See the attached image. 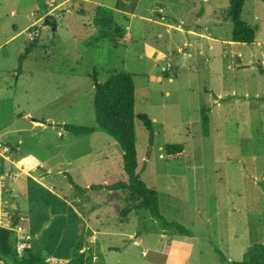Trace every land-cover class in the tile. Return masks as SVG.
<instances>
[{"label": "rangeland", "instance_id": "rangeland-1", "mask_svg": "<svg viewBox=\"0 0 264 264\" xmlns=\"http://www.w3.org/2000/svg\"><path fill=\"white\" fill-rule=\"evenodd\" d=\"M63 1L0 0V137L36 153L44 163L35 173L50 185L22 175L20 212L10 200L29 252L49 264L82 257L67 200L78 197L67 198L74 186L64 170L102 219L82 264H225L216 248L241 260L264 242V0L244 2L253 43L233 41L230 0ZM115 71L134 79L138 172L158 191L162 214L192 235L162 231L123 191L91 188L126 180L121 149L100 129L77 136L63 125L97 127L95 85ZM14 110L23 116L10 123ZM142 114L152 120V145ZM33 119L47 124L29 130ZM166 144L184 152L168 156ZM128 233L141 237L129 242Z\"/></svg>", "mask_w": 264, "mask_h": 264}, {"label": "trees", "instance_id": "trees-1", "mask_svg": "<svg viewBox=\"0 0 264 264\" xmlns=\"http://www.w3.org/2000/svg\"><path fill=\"white\" fill-rule=\"evenodd\" d=\"M245 0H230L229 16L233 23V41L241 43H253L256 37L255 30L241 17ZM105 11L99 8L97 17ZM200 15V14H199ZM112 13H110V17ZM35 43V40L33 41ZM29 47L26 49L28 51ZM26 54V53H24ZM24 54L21 56L23 59ZM135 84L132 75L126 71L113 72L105 82L96 83L94 96V112L97 127L77 126L64 124V128L73 135H90L97 129L109 134L119 145L122 152L123 171L126 180H119L112 184L94 185L92 189L107 188L108 190H120L128 194L132 209H146L151 217L157 221L160 229L164 231L174 230L184 235H192V231L180 222L167 219L161 212L158 191L146 184L138 172L136 130H135ZM139 118L143 121L148 133L149 143L152 145L154 129L152 120L147 114ZM202 124L205 134L208 133V118L202 114ZM165 152L168 156H175L184 152L183 144H166ZM69 182L76 191L85 192L76 184L70 174H66ZM129 213L127 208L121 211L122 217ZM219 259L225 264H264V242L256 243L247 248L239 261H230L220 248H216ZM0 257L11 264H49L43 257L30 253L27 247L22 255L17 253L14 246V233L0 230ZM84 257L71 259L67 263H84Z\"/></svg>", "mask_w": 264, "mask_h": 264}, {"label": "crops", "instance_id": "crops-1", "mask_svg": "<svg viewBox=\"0 0 264 264\" xmlns=\"http://www.w3.org/2000/svg\"><path fill=\"white\" fill-rule=\"evenodd\" d=\"M66 1H68V0H64L63 3ZM205 1H207V0H205ZM139 3L140 2L138 0V4H137L138 7H139ZM47 14H48V12L44 13L43 15L46 16ZM38 20H39V18L37 17L35 20H33L31 22V25L36 23ZM171 27H172V25H171ZM18 113L19 112L16 110H14L12 112V114L10 116L11 117L10 123L13 122L15 119H17L18 117L23 116V114H21V113L18 114ZM25 116H28V114L26 113ZM31 123H32L31 126L28 128L29 130L37 129L39 127L38 125H43L42 127H45V125L47 124V123L41 124V123H38L34 120H31ZM6 134L7 133L5 130L4 136H6ZM0 139H2V138L0 137ZM20 144H21V140H18V142L16 143V147H13L11 145L12 149H11L10 156H11L12 160L7 161V160H5V158H2V156L0 155V166H2V168H0V174L4 177L5 181L8 180V182H6V183H7L8 187L11 188V193H10L11 195L9 194V196H11L15 202H18L19 212L22 209V205H21V201H20V197L22 196V194H21L20 190H18L17 180L22 175L29 176L33 181L39 183L43 187H49L50 186L47 182L44 181L45 180L43 177L44 172H43V174H40V175L35 173L39 168H41L43 166L44 161L36 153H34L31 150H22L19 146ZM85 157H86V155L80 154L77 157V160H81L82 158H85ZM46 172L52 173V168H48ZM61 173L63 174L64 177L66 176L64 174H67V172L64 170H62ZM16 175H19V176L14 178ZM71 194H75L76 197H78V199L68 198V196H70ZM67 198H68L67 200L69 201V205H71V207H73V213H74L73 217H75V218L77 217L78 237L84 240V246L80 250V252L83 256V253H85L90 248V245H92V247H94V245H96V243H97L96 241L98 240V237H97L96 233L100 232L99 231V225H102L101 214L99 213V211L98 212L95 211L94 215H92L91 214L92 209H90V210L87 209V206H89V204L84 205L83 201H82L83 204L81 203L82 199H81V197H79L76 194L75 189L73 191L70 190L68 192ZM77 201H79L80 204H74ZM128 215H129V213H128ZM29 232L31 234V231H29ZM127 237L132 238L129 242L136 243V242H138V239L141 237V234H129L128 233ZM164 248H167L166 245L164 246ZM86 256L87 257L90 256L89 258H90L91 262H95L97 260V255L93 256L91 254L90 255L87 254ZM187 260L188 259L186 258L184 261L185 264H187ZM172 261H174L172 264H175V263L177 264L176 259H174Z\"/></svg>", "mask_w": 264, "mask_h": 264}, {"label": "built area", "instance_id": "built-area-1", "mask_svg": "<svg viewBox=\"0 0 264 264\" xmlns=\"http://www.w3.org/2000/svg\"><path fill=\"white\" fill-rule=\"evenodd\" d=\"M0 151H2L3 157L5 158V154L10 152L11 147L9 148L7 143L0 139ZM10 188L8 187L4 177L0 174V230L12 231L15 236V242L18 244H14L17 253L22 255L24 250L27 248V236L26 231L24 232L23 227L18 224V220L16 218V212L14 205H10L14 200L9 196ZM13 207V208H12ZM0 264H11L6 259L0 257Z\"/></svg>", "mask_w": 264, "mask_h": 264}, {"label": "water", "instance_id": "water-1", "mask_svg": "<svg viewBox=\"0 0 264 264\" xmlns=\"http://www.w3.org/2000/svg\"><path fill=\"white\" fill-rule=\"evenodd\" d=\"M54 12H57V10H54ZM51 16V15H47L46 16V24H50V21H48V17ZM54 28V27H53ZM34 121L38 122V123H41V124H46V121L44 120H41V119H33ZM59 126H62L61 124H58ZM6 182H8V180H6ZM15 202V201H14ZM16 203V209H17V212H19V204L18 202H15Z\"/></svg>", "mask_w": 264, "mask_h": 264}]
</instances>
